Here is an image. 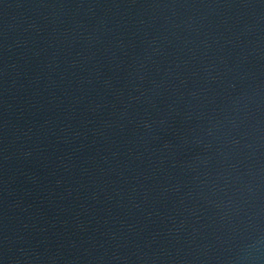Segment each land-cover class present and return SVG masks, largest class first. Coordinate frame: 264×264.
Listing matches in <instances>:
<instances>
[{"label": "water", "instance_id": "1", "mask_svg": "<svg viewBox=\"0 0 264 264\" xmlns=\"http://www.w3.org/2000/svg\"><path fill=\"white\" fill-rule=\"evenodd\" d=\"M0 264H264V0H0Z\"/></svg>", "mask_w": 264, "mask_h": 264}]
</instances>
